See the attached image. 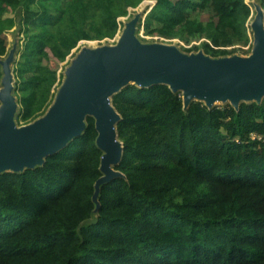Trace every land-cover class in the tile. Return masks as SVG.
<instances>
[{"label":"trees","instance_id":"trees-1","mask_svg":"<svg viewBox=\"0 0 264 264\" xmlns=\"http://www.w3.org/2000/svg\"><path fill=\"white\" fill-rule=\"evenodd\" d=\"M135 1L0 0V56L15 25L3 16L25 6L23 120L51 104L59 66L80 41L114 36ZM206 10V22L192 16ZM251 14L247 0H157L142 26L207 38L205 52L220 57L249 42ZM115 105L124 176L101 185L99 205L93 117L43 165L0 173V264H264V100L185 108L167 84H134Z\"/></svg>","mask_w":264,"mask_h":264},{"label":"water","instance_id":"water-1","mask_svg":"<svg viewBox=\"0 0 264 264\" xmlns=\"http://www.w3.org/2000/svg\"><path fill=\"white\" fill-rule=\"evenodd\" d=\"M137 20L124 29L118 44L83 50L68 69L67 79L56 101L36 122L18 127L14 113L18 102L12 95L13 76L9 67L0 89V173L24 171L45 163V158L64 149L81 136L88 115L96 118L97 143L103 151L96 182L95 202L99 205L101 185L117 177L124 143L117 140L115 124L120 114L109 96L134 81L141 87L167 84L182 90L185 108L195 98L213 107L219 99H230L239 109L241 100L264 97V9L257 8L252 24L255 39L249 57L215 58L203 52L184 54L176 46L141 43L135 36ZM12 169V170H10ZM99 208V206H98ZM97 208V210H98Z\"/></svg>","mask_w":264,"mask_h":264},{"label":"rangeland","instance_id":"rangeland-1","mask_svg":"<svg viewBox=\"0 0 264 264\" xmlns=\"http://www.w3.org/2000/svg\"><path fill=\"white\" fill-rule=\"evenodd\" d=\"M247 2L252 7V14L248 22L249 31H250V40L245 45L235 44L229 47L234 52H232V54L230 55H225V56H220V57H232V56L249 57L253 54V50L255 47L254 45L255 33L252 27V22L254 21L256 17L257 8L258 7L264 8V0H247ZM134 3L135 4L133 6H130L128 8L126 15H123L119 18L120 27L114 36L103 37V38H93V39L80 41V43L72 51V53L67 57V59L64 62H62L59 66V80L56 83L55 88H54L53 101L48 107L43 109L37 116H34L28 120H23L20 114V107H21L20 102H19L20 92L18 90L20 79L17 74L18 64H19V61L21 60V54H22L24 43L26 40L25 35H24L25 29L23 26V15L25 12L24 3L23 5L17 8L9 9L4 14L3 18L4 19L13 18L15 20V25L9 29H6L2 35L5 39L7 50L4 55L0 56V89L3 87V79L6 75V68L9 67L10 70L12 71V76H13V90L11 93L19 104L18 109L14 113V121L18 127L32 124L36 122L38 119L42 118L47 113V111L51 108V106L56 101L57 95L67 79L68 69L73 65L74 61L78 58L79 54L83 50L85 49L94 50V49L105 47V46L117 45L119 41V36L123 34L126 26L134 19L137 20L135 36L141 43H144V44L163 43V44L173 45V46H176L182 53L189 54V55L198 54L200 52L207 54L205 52V43L208 41L207 38L198 37V36L192 37L187 34L184 35V37L167 38V37H162L156 34H150V33L145 32L142 25L144 23V20L147 14L156 5L157 0H142V1H137V2L135 1ZM211 15H212V12L210 10H206L203 13H198V12L192 13L193 17L199 18L200 20L204 22L208 21ZM207 55L211 56L210 54H207ZM220 57H215V58H220ZM134 84L138 85L136 82L131 81L125 87L134 85ZM120 91L115 92L114 94L110 95L109 101H110V104L115 108V110L120 114V119H122L121 113L118 111L115 105V96ZM178 93L184 96V92L182 90H180ZM263 100H264V97L262 101ZM194 101H201L207 104L205 100H200L197 98H195ZM253 101H257V100L255 99L241 100L240 104L250 103ZM226 105H232V102L230 99H219L215 101V103L213 104V107L214 106L225 107ZM90 117H93L96 122V118L93 115L92 116L88 115L85 120L86 125L88 124V118ZM118 123L119 122L115 124V129L117 131V140L119 142H123L119 135L118 129H117ZM253 136H255V134H253ZM117 166L118 165H115L114 169L120 171L117 168ZM97 212L98 210L95 211L94 216L97 215Z\"/></svg>","mask_w":264,"mask_h":264},{"label":"bare ground","instance_id":"bare-ground-1","mask_svg":"<svg viewBox=\"0 0 264 264\" xmlns=\"http://www.w3.org/2000/svg\"><path fill=\"white\" fill-rule=\"evenodd\" d=\"M264 9V8H263ZM256 16H257V14H256ZM256 18V17H255ZM254 21H255V19H254ZM254 21L252 22V24L254 23ZM121 37V35L119 36V38Z\"/></svg>","mask_w":264,"mask_h":264}]
</instances>
